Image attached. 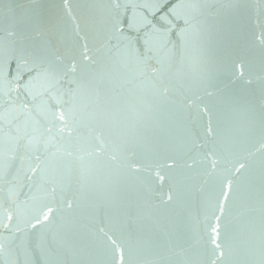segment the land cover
<instances>
[{
	"label": "water",
	"instance_id": "95a60500",
	"mask_svg": "<svg viewBox=\"0 0 264 264\" xmlns=\"http://www.w3.org/2000/svg\"><path fill=\"white\" fill-rule=\"evenodd\" d=\"M0 264H264V0H0Z\"/></svg>",
	"mask_w": 264,
	"mask_h": 264
}]
</instances>
